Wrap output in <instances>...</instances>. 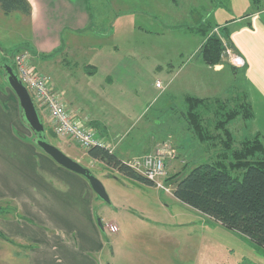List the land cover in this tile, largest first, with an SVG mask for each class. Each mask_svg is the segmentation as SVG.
<instances>
[{
	"label": "rangeland",
	"instance_id": "rangeland-1",
	"mask_svg": "<svg viewBox=\"0 0 264 264\" xmlns=\"http://www.w3.org/2000/svg\"><path fill=\"white\" fill-rule=\"evenodd\" d=\"M154 1L113 0L116 10L132 11L120 14L125 17L118 21L128 27L137 25L136 29L121 26L112 36L103 38L113 30L97 24L93 32L73 38L77 47H62V51L47 54L33 50L31 30L23 14L0 10V93L8 106L3 117L10 120L14 110L18 117L16 131L33 141L32 131L20 119L18 99L2 69L3 63L27 52L34 66L51 76L63 101L74 106V113L69 110L78 119L88 124L91 115L87 111L92 109L109 119L119 121V116L124 121L117 137L135 155L127 162L150 154L163 158L165 173L157 181L169 191L136 180L112 178L113 171L100 161L90 160L87 149L47 134L49 143L87 167L107 192L110 203L99 197L95 203L97 217L107 227L104 264H264V247L181 202L172 195V184L168 183L172 176L186 174L194 164L216 161L221 152L228 150L225 133L205 141L194 136L183 115L186 95L217 99L231 111H238L226 125L231 149H241L256 135L264 146V134L257 130L254 105L244 81L243 63L237 60L228 37L224 38V28L209 19L213 8L229 0H170L174 5L168 7L165 3V12L158 11ZM206 4L208 9H202L200 5ZM254 4L257 9L264 8V0ZM189 8L195 12L190 13ZM106 16L115 15L112 12ZM190 18L191 25L186 24ZM160 24L170 28L157 27ZM188 25L208 28V34L192 32ZM211 34L222 38L225 48L222 61L213 66L199 55ZM66 37L64 33L63 42ZM116 84L122 86L114 87ZM66 94L73 97V102L69 98L65 101ZM123 105L124 111L120 107L119 113L116 106ZM41 119L48 130V121ZM234 175L241 179L242 172ZM112 222L117 223L118 231L109 230ZM5 258L6 254L0 256V264H8Z\"/></svg>",
	"mask_w": 264,
	"mask_h": 264
},
{
	"label": "crops",
	"instance_id": "crops-1",
	"mask_svg": "<svg viewBox=\"0 0 264 264\" xmlns=\"http://www.w3.org/2000/svg\"><path fill=\"white\" fill-rule=\"evenodd\" d=\"M27 1L31 13L24 17L31 30L30 43L38 54L59 52L62 47L69 50L72 45L77 47L73 38L77 34L93 32L95 25L112 29L110 34H103V38H108L119 27H128L118 21V18L125 17L120 14L132 12L116 10L113 0ZM154 2L159 4L156 9L161 12H165V3L168 7L174 5L170 0ZM212 4L210 2L209 7ZM200 6L208 9L207 4ZM192 8H189L190 13L195 12ZM213 9L209 19L224 28L237 60L243 63L244 81L254 105L256 127L264 134V8L257 9L252 0H229V3ZM112 12L114 18H106V14ZM186 24L191 25V18ZM160 25L157 27L170 28ZM190 25V29L196 27ZM133 27L136 29L137 25L128 28ZM64 33L67 37L63 42ZM119 89L122 91L121 87ZM67 98L73 102L72 96L67 95L65 101ZM66 105L75 112L74 106L68 102ZM6 106L0 93V256L6 254L8 264H104L107 227L102 225L101 228L97 224V196L88 181L57 164L27 136L23 138L24 135L14 127L18 120L14 108L10 120L3 117L7 114ZM120 107L124 111V105L116 106L119 113ZM129 108L125 109L128 111ZM88 110V116L91 115L88 125L105 138L107 148L122 161L134 157V151L117 137L119 127L125 124L118 114L119 121L94 112V109L95 114L92 109ZM109 169L115 174L112 178L134 181L115 169ZM110 225L119 230L116 222Z\"/></svg>",
	"mask_w": 264,
	"mask_h": 264
},
{
	"label": "trees",
	"instance_id": "trees-1",
	"mask_svg": "<svg viewBox=\"0 0 264 264\" xmlns=\"http://www.w3.org/2000/svg\"><path fill=\"white\" fill-rule=\"evenodd\" d=\"M0 10L5 14L19 12L24 16L31 13L27 0H0ZM191 30L201 35L209 31L203 26ZM223 35L227 37L224 29ZM224 54L222 38L216 34L208 35L199 51L204 63L212 66L219 64ZM9 63L14 69L12 60ZM184 104L183 115L194 136L205 141L225 133L228 136L224 143L228 150L221 152L216 161L194 164L186 174L172 176L168 183L172 184L173 196L264 247V146L257 139L259 135L252 143L245 142L241 149H231L226 125L235 117L237 110L231 111L228 105L217 99L191 95L184 97ZM252 115L246 113V116ZM86 153L130 179L154 185L152 180L132 168L127 161L120 160L106 146H92ZM239 171L242 172L241 179L234 175Z\"/></svg>",
	"mask_w": 264,
	"mask_h": 264
},
{
	"label": "built area",
	"instance_id": "built-area-1",
	"mask_svg": "<svg viewBox=\"0 0 264 264\" xmlns=\"http://www.w3.org/2000/svg\"><path fill=\"white\" fill-rule=\"evenodd\" d=\"M12 65L17 76L26 87L41 118L45 117L56 136L73 141L81 148L106 146L105 139L90 128L84 119H78L72 114L61 98L51 76L37 69L31 62L27 52L14 56ZM159 86V83H157ZM132 168L154 182L156 187L169 191L157 179L165 173L163 158L157 155H145L142 158L128 162ZM110 231H116L114 225L108 226Z\"/></svg>",
	"mask_w": 264,
	"mask_h": 264
},
{
	"label": "water",
	"instance_id": "water-1",
	"mask_svg": "<svg viewBox=\"0 0 264 264\" xmlns=\"http://www.w3.org/2000/svg\"><path fill=\"white\" fill-rule=\"evenodd\" d=\"M3 77L18 99L20 106V118L34 136V143L36 146L52 158L60 166L83 176L91 186L92 190L106 203H110L107 192L101 183V181L93 175V173L84 165L76 162L66 154H64L59 148L48 142L47 134L51 137H55V133L52 129H45L41 116L35 107V104L30 97L26 87L23 85L16 71L12 68L10 63H3ZM97 224L102 228V224L99 218H97Z\"/></svg>",
	"mask_w": 264,
	"mask_h": 264
}]
</instances>
